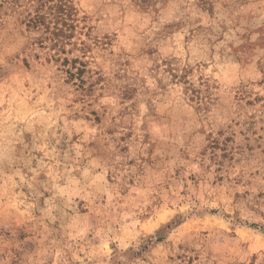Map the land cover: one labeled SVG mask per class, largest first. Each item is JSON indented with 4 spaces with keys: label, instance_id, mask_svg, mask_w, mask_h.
Here are the masks:
<instances>
[{
    "label": "clouds",
    "instance_id": "1",
    "mask_svg": "<svg viewBox=\"0 0 264 264\" xmlns=\"http://www.w3.org/2000/svg\"><path fill=\"white\" fill-rule=\"evenodd\" d=\"M0 264H264V0H0Z\"/></svg>",
    "mask_w": 264,
    "mask_h": 264
}]
</instances>
